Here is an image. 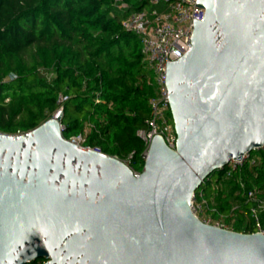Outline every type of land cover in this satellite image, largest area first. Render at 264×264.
<instances>
[{"label":"water","instance_id":"water-1","mask_svg":"<svg viewBox=\"0 0 264 264\" xmlns=\"http://www.w3.org/2000/svg\"><path fill=\"white\" fill-rule=\"evenodd\" d=\"M190 48L167 62L176 134L142 170L63 137L61 112L0 132V264H264V234L201 222L192 193L264 143V0H197Z\"/></svg>","mask_w":264,"mask_h":264},{"label":"trees","instance_id":"trees-1","mask_svg":"<svg viewBox=\"0 0 264 264\" xmlns=\"http://www.w3.org/2000/svg\"><path fill=\"white\" fill-rule=\"evenodd\" d=\"M148 4L0 0V132L24 134L61 107L64 138L85 133V145L140 172L144 144L137 130L147 128L157 89L139 38L121 21ZM200 190L215 207L212 214H221L234 231H254L247 191L264 195V151L230 175L214 171ZM258 217L264 227V209Z\"/></svg>","mask_w":264,"mask_h":264},{"label":"built area","instance_id":"built-area-1","mask_svg":"<svg viewBox=\"0 0 264 264\" xmlns=\"http://www.w3.org/2000/svg\"><path fill=\"white\" fill-rule=\"evenodd\" d=\"M197 0H149V4L140 9L131 11L121 21L122 27L134 32L140 40L141 52L146 66L152 71L153 82L156 86V95L150 100L151 115L147 120L146 129H138L137 135L142 139L144 150L142 159L145 160L147 148L154 134L160 135L170 148H175L176 134L172 118L169 113L168 90L165 85V70L167 62L174 61L182 56L191 46V33L194 19L203 20L204 9L196 5ZM61 97H59V101ZM61 112L59 107L54 115ZM85 133L68 138L83 149L98 147L85 145ZM264 151V143L251 151L241 154L240 158H232L222 168L225 175L244 163L253 164L258 153ZM125 163V162H124ZM127 165V163H125ZM134 174L139 172L133 171ZM247 199L251 202L250 212L253 215L255 230L261 232L258 211L264 209V195L258 196L253 190L247 191ZM189 209L201 222L223 229L233 230L221 214H212L215 207H211L208 199L200 189H196L190 198ZM236 206L232 205L231 210ZM234 231V230H233Z\"/></svg>","mask_w":264,"mask_h":264},{"label":"rangeland","instance_id":"rangeland-1","mask_svg":"<svg viewBox=\"0 0 264 264\" xmlns=\"http://www.w3.org/2000/svg\"><path fill=\"white\" fill-rule=\"evenodd\" d=\"M46 74V73H45ZM50 75V74H49ZM48 76V75H47ZM216 179V175L213 176V180ZM201 187V186H200ZM200 187L198 189H200Z\"/></svg>","mask_w":264,"mask_h":264},{"label":"flooded vegetation","instance_id":"flooded-vegetation-1","mask_svg":"<svg viewBox=\"0 0 264 264\" xmlns=\"http://www.w3.org/2000/svg\"><path fill=\"white\" fill-rule=\"evenodd\" d=\"M45 260V259H44ZM44 260H43V262H44Z\"/></svg>","mask_w":264,"mask_h":264}]
</instances>
